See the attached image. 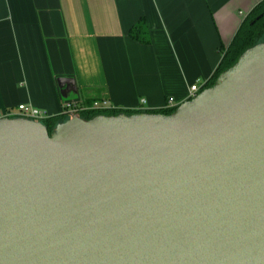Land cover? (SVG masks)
Segmentation results:
<instances>
[{
	"label": "water",
	"instance_id": "water-1",
	"mask_svg": "<svg viewBox=\"0 0 264 264\" xmlns=\"http://www.w3.org/2000/svg\"><path fill=\"white\" fill-rule=\"evenodd\" d=\"M175 107L0 117V264H264V42Z\"/></svg>",
	"mask_w": 264,
	"mask_h": 264
},
{
	"label": "crops",
	"instance_id": "crops-1",
	"mask_svg": "<svg viewBox=\"0 0 264 264\" xmlns=\"http://www.w3.org/2000/svg\"><path fill=\"white\" fill-rule=\"evenodd\" d=\"M259 1L0 0V117L20 104L49 117L67 114V102L173 108L204 87ZM142 19L148 44L130 35ZM59 77L74 78L78 93L63 97Z\"/></svg>",
	"mask_w": 264,
	"mask_h": 264
},
{
	"label": "trees",
	"instance_id": "trees-1",
	"mask_svg": "<svg viewBox=\"0 0 264 264\" xmlns=\"http://www.w3.org/2000/svg\"><path fill=\"white\" fill-rule=\"evenodd\" d=\"M130 35L133 39L142 42L149 43V29L145 20H140L130 31ZM264 42V0H260L254 5V7L248 12L240 26L238 27L235 35L233 36L229 45L224 48L221 60L212 75V77L205 83L204 87L212 86L221 72L230 68L239 58V56L249 47ZM88 109L79 112L80 116L89 119L96 115H117L120 113L133 114L141 112H153L170 114L176 107L173 108H160L153 110H134L123 108H101V109ZM69 114H62L57 117H49L43 120V123L47 126L49 131L55 127L56 124L69 118Z\"/></svg>",
	"mask_w": 264,
	"mask_h": 264
},
{
	"label": "built area",
	"instance_id": "built-area-1",
	"mask_svg": "<svg viewBox=\"0 0 264 264\" xmlns=\"http://www.w3.org/2000/svg\"><path fill=\"white\" fill-rule=\"evenodd\" d=\"M200 90H201V87H199L197 84L192 85L190 88L189 99L195 97L198 94V92H200ZM143 102H145V99L143 100ZM104 105H105V102L103 103L95 102L89 108L90 109H100ZM85 109H88V107L84 108L83 110ZM66 110H67V114H69L70 116L74 114L79 115V112H81L80 108L76 107L72 102L66 103ZM16 116L25 117V118L33 119V120L40 121V122H43V120H46L47 118H49L46 112H44L40 108H37L32 105H26V104L19 105V114H17ZM16 116H6V117H16Z\"/></svg>",
	"mask_w": 264,
	"mask_h": 264
},
{
	"label": "rangeland",
	"instance_id": "rangeland-1",
	"mask_svg": "<svg viewBox=\"0 0 264 264\" xmlns=\"http://www.w3.org/2000/svg\"><path fill=\"white\" fill-rule=\"evenodd\" d=\"M222 55H223V51H222ZM80 115V114H79ZM70 117V116H69Z\"/></svg>",
	"mask_w": 264,
	"mask_h": 264
}]
</instances>
